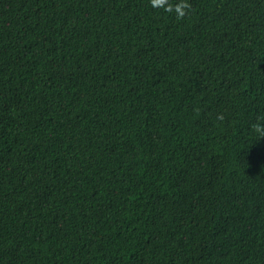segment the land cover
I'll use <instances>...</instances> for the list:
<instances>
[{"label":"trees","instance_id":"1","mask_svg":"<svg viewBox=\"0 0 264 264\" xmlns=\"http://www.w3.org/2000/svg\"><path fill=\"white\" fill-rule=\"evenodd\" d=\"M0 264H264V0H0Z\"/></svg>","mask_w":264,"mask_h":264},{"label":"bare ground","instance_id":"2","mask_svg":"<svg viewBox=\"0 0 264 264\" xmlns=\"http://www.w3.org/2000/svg\"><path fill=\"white\" fill-rule=\"evenodd\" d=\"M249 86V85H248ZM247 90V89H246ZM248 91H249V89H248ZM233 94V93H232ZM241 95V94H240ZM116 166V165H115ZM84 173V172H83Z\"/></svg>","mask_w":264,"mask_h":264}]
</instances>
